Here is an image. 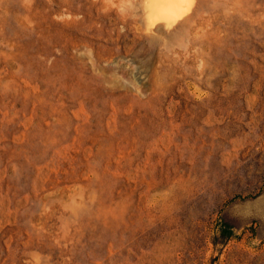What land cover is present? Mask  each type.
<instances>
[{
	"label": "rangeland",
	"instance_id": "obj_1",
	"mask_svg": "<svg viewBox=\"0 0 264 264\" xmlns=\"http://www.w3.org/2000/svg\"><path fill=\"white\" fill-rule=\"evenodd\" d=\"M0 264H264V0H0Z\"/></svg>",
	"mask_w": 264,
	"mask_h": 264
},
{
	"label": "bare ground",
	"instance_id": "obj_2",
	"mask_svg": "<svg viewBox=\"0 0 264 264\" xmlns=\"http://www.w3.org/2000/svg\"><path fill=\"white\" fill-rule=\"evenodd\" d=\"M161 1H162V3H164V4L167 3V0H161ZM172 1H173V0H172ZM168 2H169V1H168ZM175 2H176V1H175ZM170 3H171V2H170ZM170 3H169V4H170ZM171 4H172V3H171Z\"/></svg>",
	"mask_w": 264,
	"mask_h": 264
}]
</instances>
